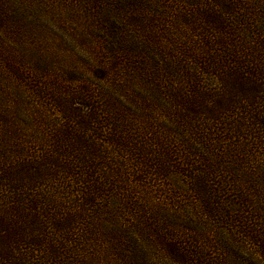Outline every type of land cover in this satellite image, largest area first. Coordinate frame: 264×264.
Listing matches in <instances>:
<instances>
[{"label":"trees","instance_id":"16d2710c","mask_svg":"<svg viewBox=\"0 0 264 264\" xmlns=\"http://www.w3.org/2000/svg\"><path fill=\"white\" fill-rule=\"evenodd\" d=\"M0 264H264V0H0Z\"/></svg>","mask_w":264,"mask_h":264},{"label":"rangeland","instance_id":"374dc122","mask_svg":"<svg viewBox=\"0 0 264 264\" xmlns=\"http://www.w3.org/2000/svg\"><path fill=\"white\" fill-rule=\"evenodd\" d=\"M87 19H88V18H87ZM87 19H86V20H87Z\"/></svg>","mask_w":264,"mask_h":264}]
</instances>
